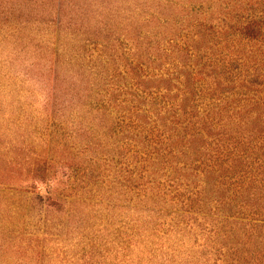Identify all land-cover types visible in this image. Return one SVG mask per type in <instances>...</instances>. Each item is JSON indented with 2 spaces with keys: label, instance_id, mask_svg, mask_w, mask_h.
Returning <instances> with one entry per match:
<instances>
[{
  "label": "rangeland",
  "instance_id": "1",
  "mask_svg": "<svg viewBox=\"0 0 264 264\" xmlns=\"http://www.w3.org/2000/svg\"><path fill=\"white\" fill-rule=\"evenodd\" d=\"M263 5L0 0V264H170L194 241L176 263L199 264L205 245L223 243L192 221L164 235L182 211L158 191L167 176L158 168L175 164L162 157L170 148L192 143L177 120L182 83L237 93L243 110L234 117H250L264 143V76L241 91L202 67L225 47L264 55V43L234 27L236 14L257 15ZM158 86L167 90L156 96Z\"/></svg>",
  "mask_w": 264,
  "mask_h": 264
},
{
  "label": "trees",
  "instance_id": "2",
  "mask_svg": "<svg viewBox=\"0 0 264 264\" xmlns=\"http://www.w3.org/2000/svg\"><path fill=\"white\" fill-rule=\"evenodd\" d=\"M247 12L236 14L235 29L248 41L264 43V10L258 11L257 15L247 16ZM216 27L213 24L208 26L211 32L216 31ZM234 37H237L236 33H233ZM243 40L237 38L238 46H244ZM252 48L249 46L246 53L245 48L236 52L225 47V54L220 52L214 55L212 52L206 58V64L202 58L200 61L204 63L203 68L208 65L216 70L223 83H236L242 91L246 84L253 85L250 78L264 76L260 73L264 72V55L260 48L254 51ZM235 64L236 67H233ZM180 65L182 69L191 70L198 64L196 61L182 62ZM178 69L176 64L173 70ZM133 70L136 69L132 68L131 72ZM115 74L116 71L112 75ZM178 75L185 79L189 76L183 71H179ZM131 79L134 80V77ZM221 85L206 83L192 90L188 82L185 85L182 83L184 97L179 98L177 95L174 98L179 99L177 106L181 111L178 123L182 124L192 143L187 140L185 146L182 144L180 149L177 146L170 148L162 156L165 161L175 163V167L169 163L158 168V171L167 173L165 185L156 184L158 191H165L162 195L168 197L170 206H179L182 211L179 215L173 213L175 221L172 222L171 218L164 235L172 234L178 225L192 221L201 234L206 232L224 241L213 242L209 247L205 245L201 250L203 260L199 264H264V143L258 145L261 137L252 135L253 121L250 117L240 115L238 120L234 117L233 112L243 110V105H240L239 100H234L237 93L227 94L223 89L228 87L223 88ZM164 88L156 87L153 94L160 95L167 90ZM189 102L192 105L188 107L185 103ZM177 156H183L186 160H175ZM187 171L191 173L187 174ZM119 172L122 173L121 168ZM191 174L204 177L199 183H192L189 182ZM208 186L211 190L206 191ZM162 200L166 203L165 199ZM178 217L180 221L176 220ZM163 226L164 223L159 224V228ZM191 245L190 248L181 249L179 254H173L174 261L170 264H179L176 262L184 252H190L198 246L195 241ZM171 250L175 252L176 249Z\"/></svg>",
  "mask_w": 264,
  "mask_h": 264
}]
</instances>
